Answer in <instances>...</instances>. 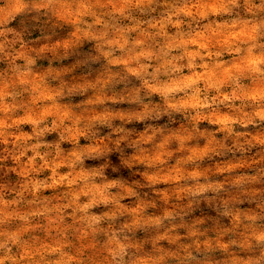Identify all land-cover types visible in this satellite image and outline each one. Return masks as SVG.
Returning a JSON list of instances; mask_svg holds the SVG:
<instances>
[{"label": "rangeland", "instance_id": "1", "mask_svg": "<svg viewBox=\"0 0 264 264\" xmlns=\"http://www.w3.org/2000/svg\"><path fill=\"white\" fill-rule=\"evenodd\" d=\"M0 264H264V0H0Z\"/></svg>", "mask_w": 264, "mask_h": 264}]
</instances>
